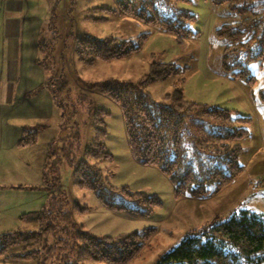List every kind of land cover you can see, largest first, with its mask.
<instances>
[{"label":"rangeland","instance_id":"rangeland-1","mask_svg":"<svg viewBox=\"0 0 264 264\" xmlns=\"http://www.w3.org/2000/svg\"><path fill=\"white\" fill-rule=\"evenodd\" d=\"M18 1L19 8L9 11V5L0 0V24L6 17L22 26L15 53L7 43V59L13 54L16 72L2 75L0 53V86L11 90L0 94V236L39 231V226L24 225L19 219L34 211L69 213L71 222L66 232L61 225V231L44 236L33 247H11L0 257V264H106L78 262L74 234L116 241L152 229L142 254L129 264H157L193 231L206 233L241 211L264 215V104L260 98L264 58L247 63L255 82L235 78L224 67L226 43L217 35L225 25L264 12V0H190L173 7L166 0H155L164 17L172 18L181 10L195 16L187 24L192 34L183 42L174 33L122 13L121 0ZM144 35L147 39L141 49L127 58L86 65L76 52L79 37L137 43ZM156 63L173 64L186 72L146 83L144 90L153 102H168L181 79L187 101L251 119L246 126L249 136L239 142L244 170L214 195L176 198L174 183L160 167L132 155L121 107L101 90L100 84L111 81L143 83ZM98 110L109 113L104 128L111 158L95 164L86 161L84 154L95 138ZM33 132L38 133L36 143L20 146L21 139ZM50 146L57 155L44 181ZM85 162L102 173L103 182L94 190L75 183V171ZM96 168H89L91 179L96 178ZM31 252L33 258H16Z\"/></svg>","mask_w":264,"mask_h":264},{"label":"trees","instance_id":"trees-1","mask_svg":"<svg viewBox=\"0 0 264 264\" xmlns=\"http://www.w3.org/2000/svg\"><path fill=\"white\" fill-rule=\"evenodd\" d=\"M171 7L190 0H166ZM215 3L226 0H213ZM232 10L239 7L231 6ZM122 13L135 17L159 29L174 33L178 41L192 34L188 22L195 16L181 10L174 17H164L157 9L155 0H121ZM249 11L248 9H243ZM217 35L225 43L223 64L235 78L255 82L247 63L264 58V12L234 25H225L217 30ZM135 43L118 42L115 38L96 40L90 36L79 37L76 52L86 65L98 61L123 59L141 49L142 41ZM255 49V51H254ZM254 52H256L254 54ZM245 57L242 58V54ZM173 64H153L151 74L138 85L111 81L100 84L103 93L112 97L120 105L126 125L130 150L136 159L160 167L175 185V197L203 198L214 195L228 186L244 170L239 158L242 147L239 142L249 136L246 126L251 119L241 117L235 111L218 106H208L187 101L181 87V79L169 101L156 103L144 90L146 83L163 81L172 75L184 74ZM264 104V88L260 90ZM109 113L98 110L94 118L95 138L85 150V160L95 164L111 158L106 151L104 128L105 116ZM37 132L21 139L20 146H30L37 141ZM50 146L44 167L43 180L47 181V171L53 164L56 152ZM90 166L86 162L75 171L76 184L83 189L94 190L103 182L100 169L96 168V178L89 175ZM142 198H145L142 195ZM154 205L161 202L148 197ZM24 225L39 226V231L31 233L13 232L0 236V257L16 245L33 247L47 235L67 231L71 222L69 213L34 211L22 214ZM153 229L144 235L132 233L119 240L97 238L87 233H75L73 251L77 260L106 264H129L138 258L146 247V239ZM111 240V242H109ZM34 253H26L16 258H33ZM203 262V263H200ZM264 264V215L250 211L233 214L229 219L211 226L206 233L191 232L182 243L160 257L157 264Z\"/></svg>","mask_w":264,"mask_h":264},{"label":"crops","instance_id":"crops-1","mask_svg":"<svg viewBox=\"0 0 264 264\" xmlns=\"http://www.w3.org/2000/svg\"><path fill=\"white\" fill-rule=\"evenodd\" d=\"M4 3L9 5V11L17 10L19 8V1L18 0H1ZM6 16V15H5ZM35 33V31L33 32ZM22 35V26L20 22H17L15 19H10L9 21L4 17L2 24H0V53L2 57V75L5 72H9V75L16 72V66L13 58V54H10V57L7 59V43L9 41L11 52L15 53L13 49L17 48L18 46V37ZM34 36V34H33ZM0 57V58H1ZM7 63V64H6ZM10 88L4 89L0 86V94L6 93L7 95L10 94Z\"/></svg>","mask_w":264,"mask_h":264}]
</instances>
